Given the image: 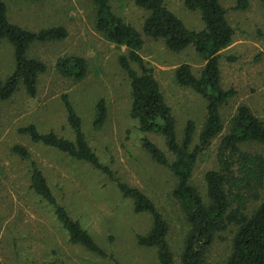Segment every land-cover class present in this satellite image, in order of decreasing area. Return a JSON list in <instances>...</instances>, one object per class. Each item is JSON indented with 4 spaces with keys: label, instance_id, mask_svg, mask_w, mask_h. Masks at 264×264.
Returning <instances> with one entry per match:
<instances>
[{
    "label": "rangeland",
    "instance_id": "1",
    "mask_svg": "<svg viewBox=\"0 0 264 264\" xmlns=\"http://www.w3.org/2000/svg\"><path fill=\"white\" fill-rule=\"evenodd\" d=\"M8 9L12 23L39 31L64 26L66 39L37 43L29 50L47 66L39 77L35 96L26 93L22 83L9 99L0 100V264H113L69 242L49 208L30 189L29 162L13 151L24 145L31 153L57 196L74 218L79 219L100 246L123 264H159L155 249L141 247L136 235L150 230L148 214L137 215L132 203L123 199L108 179L90 164L75 160L58 150L33 143L19 129L35 124L42 133L51 130L72 139L62 101L68 95L83 121L86 137L103 163L129 185L145 192L157 205L170 225L169 241L178 253L188 230L184 208L173 197L177 180L169 167L159 165L142 147V137L153 140L170 161L174 155L158 133H142L130 115V80L119 63L128 55L124 45L108 40L96 28V5L92 0H0ZM192 30L204 24L199 11L189 10L185 0H164ZM221 0L227 18L235 30L233 42L220 58L221 82L234 88L236 96L222 107L225 129L198 157L192 183L205 195V173L216 166V152L222 135L241 104L248 105L264 120V6L260 0ZM112 10L142 33L147 12L133 0H110ZM139 50L154 75L177 121L179 141L189 120L194 121V143L204 125L205 99L192 89L176 84L174 72L181 63H189L199 75L206 61L193 46L181 52L170 51L162 40L145 35ZM79 56L86 60V75L77 79L60 73L58 60ZM132 61H130L131 63ZM132 64V63H131ZM134 68L138 66L133 64ZM14 70L13 50L0 43V74L6 79ZM103 99L108 116L99 129L93 126L96 105ZM234 231L218 233L207 251L210 264L224 263L230 253ZM178 258V259H177Z\"/></svg>",
    "mask_w": 264,
    "mask_h": 264
},
{
    "label": "trees",
    "instance_id": "2",
    "mask_svg": "<svg viewBox=\"0 0 264 264\" xmlns=\"http://www.w3.org/2000/svg\"><path fill=\"white\" fill-rule=\"evenodd\" d=\"M92 1L96 5L97 30L108 40L127 48L128 55H121L119 63L130 80L131 117L137 121L140 132L160 134L174 155V160L170 161L158 144L142 137V147L146 152L159 165L169 167L177 180L173 197L184 208L188 226L178 253L180 264H210L207 251L218 233L228 229L234 231L231 253L220 264H264V120L248 105L241 104L230 120L227 133L219 141L216 166L205 173V195L191 181L198 157L225 129L222 107L237 94L234 88H224L221 82L220 52L233 42L235 35L221 0L184 1L189 10L200 12L204 24L201 30L189 29L164 0H133L137 7L148 13L142 33L112 10L110 0ZM260 1L264 6V0ZM246 6L247 1L240 0L239 7ZM143 35L162 40L172 52L193 46L206 61L199 75L189 63H181L174 72L176 84L192 89L206 101L207 116L199 143L193 145L196 125L192 120L186 123L179 141L172 108L153 68L147 66L139 53L144 45ZM68 36L67 28L60 25L33 31L12 23L7 6L1 1L0 43L5 42L12 47L14 70L6 79L0 74V100H9L20 83L27 94L35 96L39 77L47 66L42 60L29 56L30 48L37 43L60 41ZM57 67L62 75L77 79L83 78L87 72L86 60L79 56L62 57ZM62 101L72 139L53 130L42 133L35 124L21 127L20 133L28 135L33 143L88 163L104 175L115 191L132 203L135 214H148L152 220L147 233L136 235L137 243L141 247L155 249L159 264H176V254L169 241L170 225L165 216L145 192L121 180L108 164L102 162L90 145L83 130V121L69 96L63 95ZM107 116L108 108L101 99L96 105L94 128H101ZM13 151L29 162L30 189L49 208L69 242L113 264H123L103 249L82 222L60 203L42 169L32 160L28 148L18 144Z\"/></svg>",
    "mask_w": 264,
    "mask_h": 264
}]
</instances>
